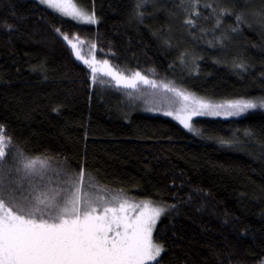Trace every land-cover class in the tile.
Masks as SVG:
<instances>
[{
	"label": "trees",
	"instance_id": "trees-1",
	"mask_svg": "<svg viewBox=\"0 0 264 264\" xmlns=\"http://www.w3.org/2000/svg\"><path fill=\"white\" fill-rule=\"evenodd\" d=\"M73 1L97 22L0 0L6 173L26 185L24 165L44 160L35 172L83 170L90 191L159 204L163 251L151 264H264V110L199 115L188 130L93 74L62 36L121 74L215 102L264 101V0Z\"/></svg>",
	"mask_w": 264,
	"mask_h": 264
},
{
	"label": "snow or ice",
	"instance_id": "snow-or-ice-1",
	"mask_svg": "<svg viewBox=\"0 0 264 264\" xmlns=\"http://www.w3.org/2000/svg\"><path fill=\"white\" fill-rule=\"evenodd\" d=\"M41 2L79 22H97L94 12L86 13L73 0ZM62 36L93 74L99 71L100 62L94 56L85 59L81 55L78 45L83 41L78 37ZM102 63L108 69L105 74L112 76L117 84L130 88L136 87L137 80L153 84L139 72L126 77L111 70L107 60ZM178 95L189 99L183 92ZM194 103L199 107L192 108L191 115H201L202 109L210 107L202 101ZM253 107L256 105L250 102L229 105L238 111ZM191 115L178 117L185 127H191ZM5 143L0 130V146ZM3 156V147H0V158ZM38 163L28 160L24 165L25 169L33 170L26 173L25 185L21 182L23 178H11V171L6 173L0 160V264H148L161 255L163 248L153 242L152 233L164 211L162 208L150 207L145 202L140 214L130 217L126 214L127 200L121 202L113 197L117 205L109 206L90 196L88 189L93 182L89 179L88 185H84L83 170L73 180L67 173H37L34 170Z\"/></svg>",
	"mask_w": 264,
	"mask_h": 264
},
{
	"label": "rangeland",
	"instance_id": "rangeland-1",
	"mask_svg": "<svg viewBox=\"0 0 264 264\" xmlns=\"http://www.w3.org/2000/svg\"><path fill=\"white\" fill-rule=\"evenodd\" d=\"M38 1L41 2V0H38ZM42 4L49 7L48 4H46V3H42ZM76 6L88 14L92 13L90 11H86V10L80 8L78 5H76ZM49 8H51V7H49ZM70 18H72V17H70ZM97 67L99 68V71H97V73L106 75L105 72L108 71V69L104 68L102 62H100L97 65ZM111 70L116 71L113 68H111ZM123 75L126 77H131L130 75H125V74H123ZM106 76L110 77L114 81V83L116 84L117 87H119V88L121 87L128 94H130L133 97L132 99H136L141 104H143L144 108L146 110L151 111V112H156L157 114H161L164 116H168V117L176 120L177 122H179L184 127H185V125L181 122L180 118L191 115L192 108L199 107V104L194 103V101H196V102L202 101L203 103L210 106L207 109H202L203 114H201V115H239V114H242L249 109L261 108L264 110V106H261L262 104H264V101H260L259 99H256V100L235 99V100H230V101L215 102V101H212L209 99L200 98V97H196V96H192L190 94H187V93L183 92L181 89L177 88L176 86H174L173 84H170L168 82H166V83L165 82H161V83H154L153 82V84H145V83L137 80L136 87L130 88V87H125L124 84H117L116 80L112 76H109V75H106ZM165 86H167V87H165ZM169 88L175 89V91H169L168 90ZM179 92H183L186 96L189 97V99L185 100L183 96L178 95ZM236 102H250V103L255 104L256 107L246 108L243 111H238L236 109L229 108L230 104L236 103ZM167 113H171V115H168ZM198 116L199 115H191V119L189 121L191 127L190 128L185 127V128L192 131L194 129L193 120ZM178 117H180V118H178ZM3 135H4V133H3ZM4 138H5L6 143L0 147H3V151L5 153L8 144H7V138L5 135H4ZM38 161H39L38 164L43 163L44 165H46V162L44 160L42 162H41V160H38ZM95 190H98V191L94 192V189H93L91 191L88 190V193L93 198H99V201L101 204L107 203L109 206H116L117 201L113 200V197H118V200L121 202L124 200H127L129 207L126 209V214L130 217H133V218H135L136 216H138L140 214V212L143 210L142 204L145 202H148L150 204V207L162 208L159 204L154 203L150 200H140V199L131 198V197L126 196V195H124L120 192H117V191L101 192L102 189L99 187H97V189H95ZM159 218H158V220H159ZM158 220L155 224V227H154L153 233H152V239H153L154 243H156V242L154 241L153 234H154V230L156 228V225L158 223ZM158 258L159 257H157V259ZM153 262H155V261H149L148 264H151Z\"/></svg>",
	"mask_w": 264,
	"mask_h": 264
}]
</instances>
